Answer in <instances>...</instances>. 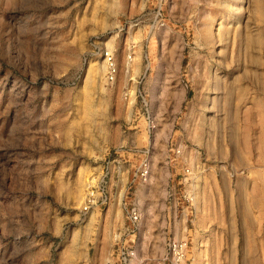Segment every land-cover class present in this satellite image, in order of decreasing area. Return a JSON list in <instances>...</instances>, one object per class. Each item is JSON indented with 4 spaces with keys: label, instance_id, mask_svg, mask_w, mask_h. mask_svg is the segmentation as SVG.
I'll return each mask as SVG.
<instances>
[{
    "label": "rangeland",
    "instance_id": "374dc122",
    "mask_svg": "<svg viewBox=\"0 0 264 264\" xmlns=\"http://www.w3.org/2000/svg\"><path fill=\"white\" fill-rule=\"evenodd\" d=\"M263 40L264 0H0V264H106L130 200L140 264H264Z\"/></svg>",
    "mask_w": 264,
    "mask_h": 264
},
{
    "label": "built area",
    "instance_id": "2783aa9c",
    "mask_svg": "<svg viewBox=\"0 0 264 264\" xmlns=\"http://www.w3.org/2000/svg\"><path fill=\"white\" fill-rule=\"evenodd\" d=\"M101 56L104 58L106 64V80L108 83L116 79L118 73V65L113 51H101ZM149 127L155 128V123L151 122ZM149 163L147 160L142 159L138 164L134 175L131 178L130 186L133 181L136 184L146 183L149 179ZM129 189V188H128ZM86 203H92L93 198L89 195L86 198ZM141 214L134 206L132 200L124 204V220H125V233L129 239L119 240L111 255V259L106 264H140L142 261L139 259L137 252L136 235L140 229ZM189 246L188 242L184 239L168 238L166 241V255L154 264H186L188 260Z\"/></svg>",
    "mask_w": 264,
    "mask_h": 264
},
{
    "label": "bare ground",
    "instance_id": "6f19581e",
    "mask_svg": "<svg viewBox=\"0 0 264 264\" xmlns=\"http://www.w3.org/2000/svg\"><path fill=\"white\" fill-rule=\"evenodd\" d=\"M247 29H249L247 26H246V30ZM252 31V30H251ZM250 34V33H249ZM250 35H252V34H250ZM247 36H249V35H247ZM245 38H247V37H245ZM255 40H256V38L255 37H252V36H249L246 40H245V42H246V44L247 45H245V46H251V45H253V44H255ZM262 40V39H261ZM264 41V40H263ZM259 43H260V41H259ZM264 44V43H263ZM259 45V44H258ZM260 46V45H259ZM262 47V46H261ZM106 49H108L109 51H112V47L110 46V44L109 45H107V48ZM246 49H248V47L246 48ZM253 49H254V46H253ZM252 51V50H251ZM249 53V52H248ZM254 57V56H253ZM252 57V58H253ZM130 58V57H129ZM255 59V58H254ZM94 64V63H93ZM106 66H105V62H104V60H100L99 62H98V64H97V67H96V73L97 74H100V75H102L103 73H104V71H105V68ZM261 141V140H260ZM262 145V144H261ZM202 206V205H201ZM201 244H200V240H198V241H196V249H195V251L197 252V255L198 256H200L201 255V246H200ZM200 262V261H199ZM198 262V263H199Z\"/></svg>",
    "mask_w": 264,
    "mask_h": 264
}]
</instances>
